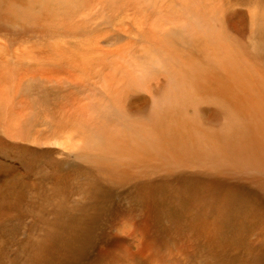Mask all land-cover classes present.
I'll return each instance as SVG.
<instances>
[{
	"label": "bare ground",
	"instance_id": "6f19581e",
	"mask_svg": "<svg viewBox=\"0 0 264 264\" xmlns=\"http://www.w3.org/2000/svg\"><path fill=\"white\" fill-rule=\"evenodd\" d=\"M215 176L264 201V0H0V264L12 221L41 251Z\"/></svg>",
	"mask_w": 264,
	"mask_h": 264
},
{
	"label": "rangeland",
	"instance_id": "374dc122",
	"mask_svg": "<svg viewBox=\"0 0 264 264\" xmlns=\"http://www.w3.org/2000/svg\"><path fill=\"white\" fill-rule=\"evenodd\" d=\"M21 170L20 168L19 171ZM33 177L31 174L29 179ZM35 178L43 182L44 174ZM200 186L207 193L202 195L201 189L197 192H190L189 189L177 190L176 195L170 197L162 194L159 198L163 203L158 204L149 199L140 215L124 219L123 215L114 211L109 214L110 217L102 215L89 224L83 223L81 228H75L71 234L62 232L51 235L53 240L41 247V251L34 248V241L28 238V232L25 235L20 233L23 231L22 227L29 230L34 226H24L12 221L8 227L5 226L8 235L3 250L9 255L8 261L18 262L21 259V263L16 264H29L27 260L33 252L45 253L46 261L43 259L45 262L42 264H113L111 258L119 255L115 252L120 249L137 257L134 262L131 259L130 264H209L213 261L218 263L219 260H228L227 264H264L262 228L258 229L257 237L253 236L257 234L256 231H246L247 234L241 232L246 236L245 243L262 239L263 242L252 249L243 248L244 244L234 241L239 238V228L248 215L246 213L255 204L259 207L264 204L257 188H251L242 181H228L217 176L210 181L199 182ZM210 193L213 198L207 199ZM189 198L194 200L190 202ZM196 202L199 205L195 206ZM166 206L171 214L164 211ZM261 210L264 211V205ZM257 221L262 223L264 218H255L252 225L261 224ZM61 223L55 222L54 225ZM133 230L139 237L134 241V246L129 248L128 235ZM199 233L206 236L203 238ZM213 247L218 250L207 251Z\"/></svg>",
	"mask_w": 264,
	"mask_h": 264
}]
</instances>
